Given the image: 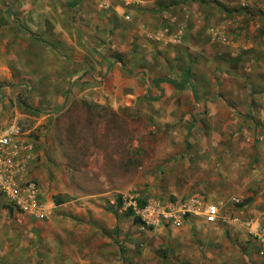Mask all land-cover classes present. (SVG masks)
<instances>
[{"label": "rangeland", "instance_id": "374dc122", "mask_svg": "<svg viewBox=\"0 0 264 264\" xmlns=\"http://www.w3.org/2000/svg\"><path fill=\"white\" fill-rule=\"evenodd\" d=\"M126 1L112 0L95 34L104 53L146 83L188 79L196 94L165 84L160 101L100 104L70 90L60 108L36 106L71 74L83 5L0 0V129L18 122L36 140L45 208L4 213L0 198V264H264V176L254 190L240 182L263 170L264 0ZM233 154L240 169L222 171ZM123 197L194 200L218 219L148 227Z\"/></svg>", "mask_w": 264, "mask_h": 264}, {"label": "crops", "instance_id": "0c3cea01", "mask_svg": "<svg viewBox=\"0 0 264 264\" xmlns=\"http://www.w3.org/2000/svg\"><path fill=\"white\" fill-rule=\"evenodd\" d=\"M97 2L101 8L100 1L97 0ZM69 3L75 6H78L80 3L83 5L80 13L84 19L78 26L82 27L79 32L83 34L84 37L78 43L74 41L73 46V48L79 50V53L75 52L77 55H72L68 59L71 65V74L64 78L62 80L63 82L59 84L58 92L51 96L52 98L50 100L46 98L49 97V95H45L44 101L40 103L34 101V104H36V106L38 104L39 106L45 104L46 107L54 106L60 108L67 99L66 92L70 90L71 93L78 98H84L89 102L95 101L100 104H104L107 101V97L111 99V97L114 98L117 96L122 97V102L124 104H131L133 100L144 99L148 94V90L150 91V95L155 97L157 88L154 86V80L158 78L153 77V81L148 80L146 83L143 76L139 75L136 70H133L129 66L126 69L120 60L104 53L105 49L102 47V36L98 38L95 34H97L99 29L100 33L102 35L104 34L106 24H108L109 19L111 20V17L114 16L108 13L110 10L99 11L94 3V5L88 7V4H90L89 0H69ZM114 11L115 10H113V14H115ZM61 49L66 48L62 46ZM100 53H104L105 55L101 56ZM166 85L162 84L161 89L168 90ZM109 104L112 105V103ZM35 142L36 140L32 137L24 138L18 142L19 148L17 150L18 156H16V163L21 167V179H23L25 175H29V177L39 181L37 179V168L39 164L36 160L40 151L38 149L36 150L37 145ZM260 147L261 145L259 148ZM258 151L259 156L261 148L258 149ZM231 158L232 159L229 158L226 160L227 168L226 166L222 167V171L233 168L232 166H235L233 168L234 171L240 169L239 163L236 162L237 154H233ZM259 159L258 165L263 169L260 173L254 172L250 174L249 177L245 176V174L241 175V178L244 176V179L240 182H246V187L249 186L250 189L253 188L252 190L256 187V179L260 180V176H264V158L259 157ZM229 161H233V164L231 165ZM259 183L261 185L263 184L262 182H258V184ZM239 192L247 194L244 190ZM7 211L10 214H16V212L10 211L9 208L3 212L7 213Z\"/></svg>", "mask_w": 264, "mask_h": 264}, {"label": "built area", "instance_id": "2783aa9c", "mask_svg": "<svg viewBox=\"0 0 264 264\" xmlns=\"http://www.w3.org/2000/svg\"><path fill=\"white\" fill-rule=\"evenodd\" d=\"M104 10L116 9L112 0H99ZM125 3H129L123 0ZM129 19V17H126ZM24 127L15 122L4 129H0V198L4 200L12 212L23 215L41 216L44 212V202L41 188L37 180L25 175L20 177L21 167L16 163L18 156V142L25 137ZM124 205L135 217L148 227L181 226L186 216L190 214H202L208 223H216L218 219V208L207 205L204 210L195 211L196 202L149 201L140 206L137 200L123 197ZM202 211V212H201ZM264 245V238H261Z\"/></svg>", "mask_w": 264, "mask_h": 264}, {"label": "trees", "instance_id": "16d2710c", "mask_svg": "<svg viewBox=\"0 0 264 264\" xmlns=\"http://www.w3.org/2000/svg\"><path fill=\"white\" fill-rule=\"evenodd\" d=\"M162 84H168V85L172 86L173 88H175L178 91H183L186 88L187 85H190L191 88H192V91L194 92V94H196L195 85H193L192 81H190L188 79L186 81H178V80L172 79V78H160V79L154 80V86L158 90H162L161 89V85ZM145 99L154 102V101H160L161 97H153L151 95H147L145 97ZM138 202H139L140 206H144L146 204V202H144V201H138ZM62 203H63L62 200L56 201L57 205H61ZM120 204H121L120 206H122V200H120ZM129 211H130V213H132V210H129ZM132 215H133V213H132ZM133 217H134L136 223L143 224L141 222L140 218L135 217L134 215H133Z\"/></svg>", "mask_w": 264, "mask_h": 264}]
</instances>
